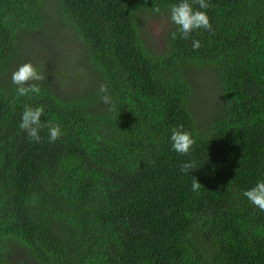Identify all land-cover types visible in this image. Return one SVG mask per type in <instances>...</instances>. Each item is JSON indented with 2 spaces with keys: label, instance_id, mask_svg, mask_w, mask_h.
<instances>
[{
  "label": "trees",
  "instance_id": "obj_1",
  "mask_svg": "<svg viewBox=\"0 0 264 264\" xmlns=\"http://www.w3.org/2000/svg\"><path fill=\"white\" fill-rule=\"evenodd\" d=\"M175 2L0 0V264H264V212L242 195L264 176V0H208L212 30L189 40L170 39ZM148 19L166 21L162 50L143 39ZM52 24L77 43L68 91L45 68L49 41L29 39ZM28 58L42 90L17 97L11 74ZM198 64L218 82L200 109ZM26 104L59 140L21 132ZM178 126L190 156L171 150Z\"/></svg>",
  "mask_w": 264,
  "mask_h": 264
},
{
  "label": "clouds",
  "instance_id": "obj_2",
  "mask_svg": "<svg viewBox=\"0 0 264 264\" xmlns=\"http://www.w3.org/2000/svg\"><path fill=\"white\" fill-rule=\"evenodd\" d=\"M208 0H176L168 6V14L171 23L175 26V31L170 34V39L176 40L177 37L189 40L193 33L203 29L212 30L207 12ZM152 11L159 14L161 9L153 7ZM192 49L198 50L201 47L199 40H191ZM44 79L40 71L31 63L24 62L12 72L11 81L15 85V95L17 97H28L41 93V87L38 83ZM101 91H105L103 88ZM102 100L105 104H110L111 99L103 96ZM45 114L43 106H32L26 104L21 113L19 129L27 138L35 143L41 142V130L47 128L48 142L53 143L63 135L61 126L51 121H43L41 118ZM171 150L181 156H190L195 139L192 133L185 130L183 126L173 127L168 137ZM197 169L194 160L188 159L180 164V171L185 176L191 175L193 170ZM192 176V175H191ZM201 183L192 176L191 190L199 192ZM242 195L261 212H264V176L258 178L255 185L242 192Z\"/></svg>",
  "mask_w": 264,
  "mask_h": 264
},
{
  "label": "rangeland",
  "instance_id": "obj_3",
  "mask_svg": "<svg viewBox=\"0 0 264 264\" xmlns=\"http://www.w3.org/2000/svg\"><path fill=\"white\" fill-rule=\"evenodd\" d=\"M165 22L148 19L146 25H144L143 39L152 49H164L163 34L167 27ZM50 28L52 31L47 28L42 33L31 34L29 39L39 44L44 40L49 41V54L46 55L41 52L47 66L45 68L49 69L51 79L54 80L58 88L68 91L72 89L73 85L77 84L79 79V75L70 73V68L74 67L75 59L69 58L70 54H74L77 43L64 28L55 24L50 25ZM26 62L34 64L32 58H28ZM188 76L195 87L196 109H200L216 93V85L218 84L216 74H213L210 68L198 64L189 68Z\"/></svg>",
  "mask_w": 264,
  "mask_h": 264
}]
</instances>
